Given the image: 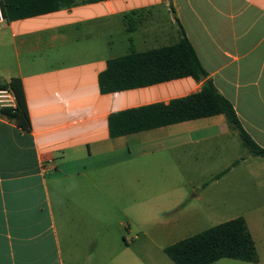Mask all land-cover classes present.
I'll list each match as a JSON object with an SVG mask.
<instances>
[{
  "label": "crops",
  "instance_id": "crops-1",
  "mask_svg": "<svg viewBox=\"0 0 264 264\" xmlns=\"http://www.w3.org/2000/svg\"><path fill=\"white\" fill-rule=\"evenodd\" d=\"M170 8L208 79L264 149V0H74L42 15L4 16L0 85L20 79L31 128L0 116V264H65L72 248H102V201L128 197L134 181L119 169L130 175L194 145L224 151L238 138L223 115L110 137V115L201 89L203 81L184 77L99 90L109 60L177 44ZM109 264L148 263L114 255Z\"/></svg>",
  "mask_w": 264,
  "mask_h": 264
},
{
  "label": "rangeland",
  "instance_id": "rangeland-1",
  "mask_svg": "<svg viewBox=\"0 0 264 264\" xmlns=\"http://www.w3.org/2000/svg\"><path fill=\"white\" fill-rule=\"evenodd\" d=\"M228 142L224 151L194 145L168 152L156 165L129 169L133 177L119 169L120 179L134 181L128 197L118 192L102 201V229L95 237L103 247H65L70 252L65 264H109L114 255L174 264L165 247L238 217L254 240L256 264H264V159L250 156L236 137ZM217 264L248 263L223 259Z\"/></svg>",
  "mask_w": 264,
  "mask_h": 264
},
{
  "label": "trees",
  "instance_id": "trees-1",
  "mask_svg": "<svg viewBox=\"0 0 264 264\" xmlns=\"http://www.w3.org/2000/svg\"><path fill=\"white\" fill-rule=\"evenodd\" d=\"M74 0H2L8 21L42 15L69 7ZM177 32L176 45L145 53L109 60L98 76L102 94L150 86L174 79L191 77L203 81L199 92L172 100L168 105L154 104L112 114L108 118L110 137L153 129L187 120L223 115L236 130L241 144L254 157L264 158V149L256 145L242 129L233 106L215 88L200 64L184 30L170 8ZM15 98L14 108H0V116L29 131L30 119L19 78L11 77L0 85ZM174 264H213L220 259L256 263L252 236L242 217L213 226L164 248Z\"/></svg>",
  "mask_w": 264,
  "mask_h": 264
},
{
  "label": "built area",
  "instance_id": "built-area-1",
  "mask_svg": "<svg viewBox=\"0 0 264 264\" xmlns=\"http://www.w3.org/2000/svg\"><path fill=\"white\" fill-rule=\"evenodd\" d=\"M4 13L2 5L0 4V27L3 25ZM15 107V98L12 92L8 89L0 88V108H14Z\"/></svg>",
  "mask_w": 264,
  "mask_h": 264
}]
</instances>
